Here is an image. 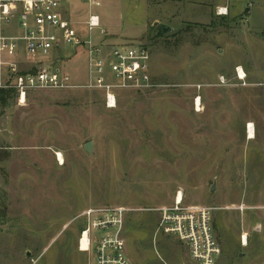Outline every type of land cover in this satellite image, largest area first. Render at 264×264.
Wrapping results in <instances>:
<instances>
[{
	"label": "rangeland",
	"instance_id": "rangeland-1",
	"mask_svg": "<svg viewBox=\"0 0 264 264\" xmlns=\"http://www.w3.org/2000/svg\"><path fill=\"white\" fill-rule=\"evenodd\" d=\"M99 1L92 43L146 46L158 86L118 91L113 108L83 89L0 106V264H91L80 214L113 206L128 209L131 264H192L157 230L178 192L210 209L215 264H264V0ZM61 10L87 38V1ZM58 63L83 80L81 47Z\"/></svg>",
	"mask_w": 264,
	"mask_h": 264
},
{
	"label": "built area",
	"instance_id": "built-area-1",
	"mask_svg": "<svg viewBox=\"0 0 264 264\" xmlns=\"http://www.w3.org/2000/svg\"><path fill=\"white\" fill-rule=\"evenodd\" d=\"M86 1L87 38L81 37L73 21L63 14V0H0V89H13L20 102L35 90L98 91L105 107L113 108L118 91H145L158 86L150 70V52L146 46L92 43L89 32L100 28V17L93 8L100 6V1ZM78 47L85 58V76L81 81L75 80L58 63ZM105 72L110 76L105 77ZM234 76L245 83L246 75L241 67L235 68ZM218 81L227 84L224 76ZM194 104L199 106V96ZM127 211L124 206L82 211L80 216L85 225L78 248L90 255L91 264H131L125 240ZM157 213V230L181 242L192 264L216 263L221 247L209 208L185 205L178 192L173 203L160 206ZM245 243L242 238V244Z\"/></svg>",
	"mask_w": 264,
	"mask_h": 264
},
{
	"label": "trees",
	"instance_id": "trees-1",
	"mask_svg": "<svg viewBox=\"0 0 264 264\" xmlns=\"http://www.w3.org/2000/svg\"><path fill=\"white\" fill-rule=\"evenodd\" d=\"M213 25V22L211 23ZM158 35L163 36L164 33L162 29H158ZM16 98V92L13 89H0V106L5 107L8 104V101Z\"/></svg>",
	"mask_w": 264,
	"mask_h": 264
},
{
	"label": "water",
	"instance_id": "water-1",
	"mask_svg": "<svg viewBox=\"0 0 264 264\" xmlns=\"http://www.w3.org/2000/svg\"><path fill=\"white\" fill-rule=\"evenodd\" d=\"M161 29H162V32H163L164 34L167 32V29H166V28L161 27ZM83 148H84V150H85L88 154H91L92 143H91L90 141L87 142L86 144H84ZM213 188H214V187L212 186L210 190H213Z\"/></svg>",
	"mask_w": 264,
	"mask_h": 264
},
{
	"label": "bare ground",
	"instance_id": "bare-ground-1",
	"mask_svg": "<svg viewBox=\"0 0 264 264\" xmlns=\"http://www.w3.org/2000/svg\"><path fill=\"white\" fill-rule=\"evenodd\" d=\"M253 131H254V130H252L251 127L249 126V127H248V137H249V138H253V136H254Z\"/></svg>",
	"mask_w": 264,
	"mask_h": 264
},
{
	"label": "crops",
	"instance_id": "crops-1",
	"mask_svg": "<svg viewBox=\"0 0 264 264\" xmlns=\"http://www.w3.org/2000/svg\"><path fill=\"white\" fill-rule=\"evenodd\" d=\"M64 1V0H63Z\"/></svg>",
	"mask_w": 264,
	"mask_h": 264
}]
</instances>
